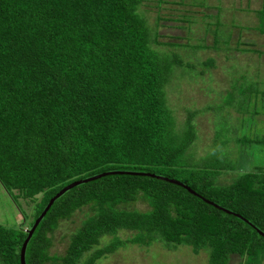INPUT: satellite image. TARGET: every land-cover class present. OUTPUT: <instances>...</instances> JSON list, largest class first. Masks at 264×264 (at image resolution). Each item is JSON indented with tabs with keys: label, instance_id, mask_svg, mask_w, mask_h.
<instances>
[{
	"label": "trees",
	"instance_id": "obj_1",
	"mask_svg": "<svg viewBox=\"0 0 264 264\" xmlns=\"http://www.w3.org/2000/svg\"><path fill=\"white\" fill-rule=\"evenodd\" d=\"M140 4L0 0V181L25 198L43 194L26 230L0 223V264H21L28 229L62 186L109 170L124 172L78 183L54 199L27 241L26 264H94L125 242L115 235L120 229L135 231L131 242L205 249L208 264L233 257L264 264V167L220 183L219 169L233 166L193 155L194 111L179 125L167 97L182 59L157 47L165 41ZM259 28L264 32V20ZM241 77L252 92L253 78ZM258 91L264 95L263 86ZM236 141L264 144V136ZM139 199L148 208L125 207ZM84 206L91 212L65 253L50 254V233Z\"/></svg>",
	"mask_w": 264,
	"mask_h": 264
},
{
	"label": "rangeland",
	"instance_id": "obj_2",
	"mask_svg": "<svg viewBox=\"0 0 264 264\" xmlns=\"http://www.w3.org/2000/svg\"><path fill=\"white\" fill-rule=\"evenodd\" d=\"M140 5L148 21L157 24L159 39L165 41L157 47L175 51L182 59V65L174 67L167 97L179 125L188 110L194 111L198 138L193 155L198 160L209 156L208 163L233 166L219 169L216 177L220 183L242 171L264 167V144L236 141L237 137L264 136V95L258 91L264 83L255 79H264V32L259 28L264 20V11H260L264 0H141ZM209 58L212 64L204 65ZM241 75L253 78L249 80L252 92ZM243 88L244 92L240 91ZM229 93L234 97L232 103ZM199 165L206 164L200 160ZM42 195L25 198L17 190L11 193L0 181V223L26 230ZM125 207L144 210L148 205L139 199ZM90 212L84 206L58 222L50 233V254L65 253L70 234ZM134 232L118 230L115 235L125 242L94 264H208L205 249L193 252L184 244L168 248L161 240L150 244L128 241ZM112 237L103 236L98 246ZM231 264H238L237 258L233 257Z\"/></svg>",
	"mask_w": 264,
	"mask_h": 264
},
{
	"label": "water",
	"instance_id": "obj_3",
	"mask_svg": "<svg viewBox=\"0 0 264 264\" xmlns=\"http://www.w3.org/2000/svg\"><path fill=\"white\" fill-rule=\"evenodd\" d=\"M112 172H124V171H120V170H109V171H102L100 173H96L94 175H90V176H87V177H82V178H78V179H75L69 183H67L66 185L62 186L53 196H51L48 200V202L46 203L45 207L43 208V210L40 212V214L35 218L32 226L28 229V232H27V235L25 237V239L23 240L22 242V245H21V248H20V262L21 264H26L25 263V247H26V244H27V241L28 239L30 238L35 226L38 224V222L40 221V219L42 218V216L45 214V212L47 211V209L49 208V206L51 205V203L54 201V199L61 195L64 191H66L67 189H69L70 187L78 184V183H81V182H84V181H87V180H91V179H95L97 177H100L102 175H105L107 173H112ZM150 175H153L155 177H159V178H163V179H167L171 182H174V183H178V184H182L184 185L180 180L176 179V178H171V177H167V176H164V175H159V174H154V173H150ZM186 186L190 191H192V189L190 187H188L187 185H184ZM260 233L264 236V232H261Z\"/></svg>",
	"mask_w": 264,
	"mask_h": 264
}]
</instances>
